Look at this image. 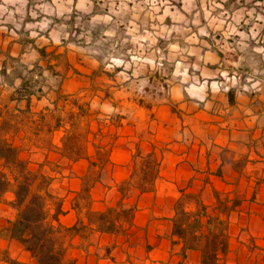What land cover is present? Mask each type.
Masks as SVG:
<instances>
[{
    "label": "rangeland",
    "instance_id": "rangeland-1",
    "mask_svg": "<svg viewBox=\"0 0 264 264\" xmlns=\"http://www.w3.org/2000/svg\"><path fill=\"white\" fill-rule=\"evenodd\" d=\"M0 65L2 96L18 81L32 101L5 112L0 140L45 177L49 214L71 213L66 259L108 254L99 225L128 235L175 144L205 145L208 119L222 129L234 96L261 88L264 0H0Z\"/></svg>",
    "mask_w": 264,
    "mask_h": 264
},
{
    "label": "crops",
    "instance_id": "crops-1",
    "mask_svg": "<svg viewBox=\"0 0 264 264\" xmlns=\"http://www.w3.org/2000/svg\"><path fill=\"white\" fill-rule=\"evenodd\" d=\"M2 70L0 65V119L7 110L21 113L27 104V99L16 96L18 81L2 96L6 92L2 89L8 86ZM258 85L261 88L236 95L225 106L222 129L216 121L220 118L208 119L198 133L207 141L205 145L175 144L167 153L153 190L143 193L151 198L150 206L135 213L128 235L97 229V237L103 240L99 247L111 252L86 253L73 248L68 260L77 264H201L205 236L196 247L187 249L185 242L172 234L177 202L185 199V211L200 214L203 235L220 220L226 222L228 247L218 254L219 263L264 264V83ZM10 209L7 215H0V264H9V260L33 264L23 246L11 237L16 211ZM61 216L67 219L71 213ZM60 223L70 228L75 221L65 224L60 219ZM73 237L76 247L79 241Z\"/></svg>",
    "mask_w": 264,
    "mask_h": 264
},
{
    "label": "trees",
    "instance_id": "trees-1",
    "mask_svg": "<svg viewBox=\"0 0 264 264\" xmlns=\"http://www.w3.org/2000/svg\"><path fill=\"white\" fill-rule=\"evenodd\" d=\"M25 96L26 111L29 112V95ZM22 98L18 97V100ZM0 162V201L6 193L12 191L13 200L10 204L16 211L11 237L23 246L33 264H77L75 260L66 259V238L75 229L64 227L60 223V216L63 214L60 203L55 206L54 212L49 214L47 202L51 195L48 193L45 177L38 178L29 171L26 162L18 156V149L1 140ZM205 210L206 208L202 207L203 214ZM110 211L113 212L112 209ZM123 214L130 219L133 210L123 211ZM99 216L105 219V214ZM104 222L99 225V232L115 231L113 221L105 219ZM219 225L225 227L223 221H220ZM200 226V214L185 211L183 200H179L173 218V236L183 240L187 249L196 247L205 236L201 249V264H217L218 254H224L227 250V236L220 233L222 230L215 232L211 229H207L208 232L203 235ZM8 263L21 264L12 260Z\"/></svg>",
    "mask_w": 264,
    "mask_h": 264
}]
</instances>
